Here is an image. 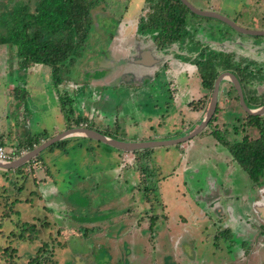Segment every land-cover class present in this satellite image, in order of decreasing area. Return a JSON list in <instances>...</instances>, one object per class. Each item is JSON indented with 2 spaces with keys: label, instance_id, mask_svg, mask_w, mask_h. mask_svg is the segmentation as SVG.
<instances>
[{
  "label": "rangeland",
  "instance_id": "obj_1",
  "mask_svg": "<svg viewBox=\"0 0 264 264\" xmlns=\"http://www.w3.org/2000/svg\"><path fill=\"white\" fill-rule=\"evenodd\" d=\"M122 1L123 3L125 2V0H118V2ZM137 1L134 0L133 3ZM190 1L198 7L209 6L216 8L220 14L227 16L244 27L264 29V0ZM111 3L115 4L116 2L112 0ZM133 3L129 4L134 9L131 14L138 15L143 5L141 4L138 9ZM144 5L146 6V4ZM110 9L115 12L124 11L123 6L115 8L112 5L108 11ZM110 13L104 11V14ZM97 16L100 19L99 15ZM199 18L202 19V17ZM204 18L209 20L210 23L229 28L227 23L224 24L218 19ZM195 19L192 18V21ZM94 20L95 17H93ZM94 22L91 23L92 31L102 30V24L98 23V20ZM228 30L232 29L229 28ZM131 37H133L131 31L127 35L125 33L122 36L126 40ZM241 37L246 42L253 39L257 42L264 41V36L241 34ZM113 44L104 43L102 46L106 48ZM258 44L264 46V43ZM237 47L235 46L231 52L230 59L233 56L238 60L247 58L252 68L255 69V74H250L251 77L260 78L257 74V69L264 75V70H261L259 66L262 65L264 67V56L258 58V65L251 54L242 55ZM255 50H257L256 53H264V47ZM115 53L120 56L118 51H114ZM13 61L19 63L16 64L18 67V69L16 68L18 71L16 76L25 81L28 80L22 75L26 73L25 69H23L25 64L22 60L14 58ZM10 62L11 59L9 58L8 63ZM108 64L110 70L114 69L111 73L116 74L119 65L114 60L108 62ZM89 74L86 73V79L90 78ZM73 77L80 78L81 72L76 71ZM116 80V77H110L105 80V83L108 84L107 87L94 86L89 83L86 87L84 85L82 88H72L65 96L64 104L71 107V103L74 102L76 108L82 113L84 110L92 109V106L95 105L104 118L95 116L91 125L96 130L108 133L112 137H117L121 140L126 138L155 137L156 135L174 137L182 133L183 124H195L196 120L193 119V115L186 105V101H190L192 98L189 94L191 93L189 89L194 82H185L181 85L177 82L173 94L169 89L171 79L166 81H150L148 79L147 85L141 82L138 85H132V87L127 86L125 83L117 86L118 81ZM49 92L53 97L52 91L50 90ZM41 94L42 91L37 90L34 93L35 97L31 98V102L37 108L36 111L32 112L33 116L31 119L22 121L20 117L11 116L10 127L17 130L22 128L23 132H27L28 129L37 130L32 133L38 134L42 133V129H46L45 132H48L47 135L49 136L55 131L56 126L60 127L61 130L65 128L62 114H53L51 104L48 103L49 100L45 99L46 95L44 94L42 98ZM171 95L177 97L179 106L175 105ZM27 108L30 111V102H27ZM47 109L51 111H47ZM167 111L171 113V116L176 112L178 119H172L171 126L165 127L164 121L166 122L168 119L163 120V117H167ZM151 125L154 127L152 128ZM150 126L151 129L149 128ZM140 128L143 134L131 132V130L138 132ZM211 129L213 128L208 127L207 131L203 130L193 138L194 148L190 154V160L186 161L188 165L186 168H184L185 157L182 158L183 165L179 164L177 169L174 170L173 162L170 159L175 158L176 152H174L173 156L167 155L164 160V153L168 152L166 147L154 148L155 150H153L151 155L162 154V157L158 160L159 155L148 157L147 160L146 158L144 159L147 163L145 164H150V168H153L152 173L155 176L152 184L153 189L147 187V190H145V185L139 184L137 185L138 187H135L132 183L137 179L136 177L132 178L131 168L134 169V172L144 173L140 168L142 165L140 161H133L131 163L133 165H124L119 156L120 153H123L120 149L92 138H71L67 140L69 148L66 147V149L69 153L62 155L60 152L56 160H54L58 168L61 169L62 174L57 177L59 193L56 195V199L58 203L49 204L55 209L53 214L45 213L43 215V210L45 209L44 199H46V197L43 198V196H46L43 192V187L48 180L43 181L45 168L41 166L39 160L34 161L32 159L31 166L29 162L23 167L26 168L27 173L23 170L24 173L18 176L12 186L13 191L10 190L4 197L0 196V246H6L8 240L13 246H16L18 253L14 256L19 264L27 263L29 257H34L35 255H39L42 259L44 258L43 261L49 258L56 261L55 263L47 264H63L65 260L69 262L73 254L75 259H78L77 261L83 260L90 264H108L109 258H112L113 262H118L121 255L125 253L126 243L129 245L128 247L134 244L139 248L137 244L141 242L140 239L147 237V233L150 231L146 227L148 225V217L153 214H159L160 223L155 229L156 232L168 231L174 237V241L177 242L181 236L183 238L191 236L198 230L192 236V239L190 238L192 247H190L191 249L189 247L186 248V253H192L195 264H198L201 259L213 261L212 252L216 251L213 241L214 234H212L214 228L209 230L211 235H207L208 232L202 233L205 229V224L202 221L203 211L207 209V204L209 205L215 199L214 193L222 198L220 200L222 204L232 200L227 193H224L223 190L225 189H232L229 194L235 195L233 199L239 197L240 201H238V204H241L246 200L247 191L245 190L250 184V180L246 175V168L242 166L241 162L227 161L221 155L215 156L211 154L212 152L210 153L214 149V139L208 138L207 132H210ZM219 131H222V133L218 132L217 135L223 141H228L229 139L224 134L223 129L220 128ZM240 138V136L231 137L232 140ZM78 141L82 145H77L76 142ZM176 146L170 145L169 147L171 148L169 149L174 151ZM56 149L59 151L58 149L60 148ZM48 153L49 150L40 153L39 158L44 161V159H47ZM162 160L165 163L161 170L165 173L164 176H169L170 183L167 182L168 177L165 179L166 181L160 179L161 170L157 168ZM136 175L139 177V174ZM147 179L150 180L149 177ZM136 183L139 182L136 181ZM19 185L24 187L19 188ZM144 196L151 200H145ZM11 201H15L14 207L21 211V216L16 213L11 215L10 209L13 205ZM159 205L166 208L165 212ZM4 211L10 212L7 217H2ZM241 214L244 221L239 217L237 221L239 224L232 228L235 233H229V237L234 235L236 237L237 232L242 230L243 225L241 223L246 221L247 216L245 215V210L244 214L243 212ZM46 215H48V220L51 221L47 228L43 226V222L47 220ZM181 217L188 219L187 225L182 224ZM20 222H28L25 225L29 228V232H27L26 238L12 241L10 240L12 238H9L10 232L15 231L18 234L17 232H20L22 228H18L16 223ZM194 223H199V228H195ZM142 234L144 235L142 236ZM167 236L164 235L161 238ZM169 242L163 245V241H160V245H158L159 253H157L159 256L156 257L153 264H167L169 257L167 255L172 253L167 250V248H170ZM46 243L49 246L43 249V245ZM175 249L174 251L178 255L182 254L180 259L177 257L175 260H178L181 264H188L189 261L186 262L188 257L185 258V252L179 250L177 246ZM225 256V251H218L216 260L220 261ZM172 259L171 256L170 261L174 260ZM0 264H9L3 255H0ZM147 264L151 263L148 262Z\"/></svg>",
  "mask_w": 264,
  "mask_h": 264
},
{
  "label": "flooded vegetation",
  "instance_id": "obj_2",
  "mask_svg": "<svg viewBox=\"0 0 264 264\" xmlns=\"http://www.w3.org/2000/svg\"><path fill=\"white\" fill-rule=\"evenodd\" d=\"M111 1L112 0L95 1L90 7V11L85 13L84 22L86 29H88L87 33L81 31V28L75 29L72 27L74 35L69 36V33L66 35L64 33V31L68 29L59 28L54 24L49 27H43V18L41 22L34 23V16H42L43 14V0H0V77L2 78V86L8 91L11 89V92L16 93L15 97L19 98L25 96V94L32 97L38 90L36 86H38L41 91L51 89V91L55 92L56 97L58 95L57 99L61 106L60 111L65 119V128L62 132L77 127L95 129L94 126L91 125L94 117L101 116L104 118L95 105L92 106V109L89 108V110H84L82 113L76 108L75 103L72 102L71 107H69L72 110L69 117L67 116V112H65L67 105L65 106L63 100L65 96H67L69 90L75 87L82 88L84 85L85 87L88 86V79L85 78L86 73H90V79L94 81H105L110 77H116V81H121V83H125L129 87L138 85L141 82L147 85L148 79L150 81H166L167 79H171L169 89L173 94L177 82L179 85L185 82H194L193 85H190L189 90L191 93L189 94L192 98L187 108L191 114H196L195 112L201 109L202 115L198 121L196 120L194 125L186 124L187 128L190 126V129L186 132L182 131V133L174 137H164L160 139V136L156 135L157 137L149 136L150 138H142L143 140L139 138H136V140L126 138L125 141H166L184 137L196 129L200 123L206 119L210 109L213 107V103H216V105H214L215 109L205 129L212 127V130L216 131L221 124L219 116L220 112L223 110L221 107L223 106L221 105L222 101L228 103L235 101L243 112V116L238 120L246 122L247 125H254L253 119L250 117L252 114H249L242 102L252 109L264 105V75L257 69V74L262 79L260 81L263 85L261 88H254V84L252 83L253 79H251L252 77L250 74H255V69L252 68L249 60L247 58L238 60L235 56L230 59V55L223 52L218 53L217 51L234 48L236 45L235 43H249V46L247 45L246 48L249 50H244V48L241 47L242 49L239 53L242 55L251 54L252 58H254L255 62L258 64V58L263 57L264 53H256L257 50L255 49H260L261 47L258 43H264V41L257 42L253 39L246 42L242 39L241 34L264 36L249 33V31H264V29L248 28L242 25L240 27L239 24L229 18L231 21L230 25L227 23V26L233 31L228 30L229 28L225 26L221 27L217 24L210 23L209 20L204 18L206 17L205 15H197V13H195L190 6L183 3L182 0H138L136 3H133L134 0H130L138 9L141 4L143 5L138 15L131 14L133 10L127 8L128 3H130L129 0H125L124 3L123 1L118 2V0H115V4H112ZM189 2L196 9L203 11L210 10L214 15L219 14L216 8L209 6H204L202 8L198 7L190 0ZM172 3H174V6H171ZM144 4H146V6ZM38 5L42 9V12L37 9ZM112 5L115 8L123 6L124 11L115 12L113 9L108 11L109 7ZM104 11L111 13L104 14ZM97 15H99L100 19H98ZM195 15H197V17H195ZM93 17H95V20H98V23L102 24V30L97 32L92 31L91 23H95ZM199 17H202V19ZM214 17L215 16L209 18ZM192 18L196 19L192 21ZM217 18L218 17H215V19ZM220 21L224 24L226 23L222 20ZM112 25L114 26L112 27ZM243 30L248 32H244ZM129 31H131L133 37L128 40L123 39L125 38H122L123 34L126 33L127 35ZM84 37L85 39H83ZM19 43H29L33 47V51H35L33 54L34 59L37 56H43L44 51L46 55L47 51H49L48 44L82 43L79 49L81 47L83 48L81 51L82 55L76 56L75 54H77L76 52L79 49H75L70 54V58L64 61L60 73L62 78L59 82H56L52 66L43 61L31 60L30 51L27 48L21 47ZM104 43L114 44L105 48L102 46ZM117 43H126V45L129 46L135 43L132 51H130V55H133L132 57L138 56V60L127 59L119 63L116 74H114L111 73L114 69L110 70L108 62L115 58L110 54L114 51L112 50L113 46L117 45ZM224 43H231L233 46L224 45ZM143 45H145V50L138 48ZM215 50L218 54L215 53ZM209 55L210 58L215 57L214 61L216 64H214L213 67L206 66ZM73 56L75 57L74 61L71 59ZM13 57L22 60L25 64L23 69H25L26 73L24 75L28 79L26 80V86L22 84L23 80L21 79L18 81L19 83L12 82L13 84L18 83L15 87L10 86L11 82L8 81V78L15 77L16 73L18 74L16 70L18 67L16 64L19 63L17 61L14 62ZM9 58L11 59L10 63H8ZM259 66L261 70H264L262 65ZM76 71L81 72V77L78 79L73 77ZM124 73L125 75H123ZM27 74H29V76H27ZM104 74L107 76L109 75V77H104ZM211 74L214 78L209 77ZM43 78L47 80L50 87L43 85ZM225 78L231 81L224 80ZM240 90L242 92H240ZM171 98L175 105L179 106L177 97L171 95ZM170 115L171 113L167 111V117H163V120L168 119ZM261 116L264 119V114ZM166 122L164 121V126ZM225 123L226 121L222 122V124ZM151 126L152 128L154 127L153 125ZM151 126L149 127L150 129ZM45 131L46 130H43V134ZM60 133L61 132L58 134ZM192 140L193 138L176 145H180L184 150H188V147L192 145ZM44 141L45 140H43V142ZM146 150H151L149 153H146V157L155 156V154L151 155L153 150H155L154 148L138 151L121 150V152H123V156L125 152H132L133 160L126 165H133L131 164L133 161H139V152ZM147 159L148 158H146V160ZM152 169L153 168H150V165H148L147 170H142L144 172L143 183L140 185H145V190L148 189L147 187L153 189L152 184L155 176L152 173ZM246 175L250 180V184L246 187L245 191H247V195L244 202L238 204V201H240L239 197L233 199L235 195L229 194L232 189H225L223 190L224 193H227L232 200L222 204L220 203L222 198L214 193L215 199L212 200L209 205L207 204V209H204L202 221L205 224V229L202 233L208 232L207 235H211L209 230L214 228L212 234H214L213 241L216 251L212 252L213 261L201 259L198 264H264V175L258 180L249 177L247 172ZM148 177L150 180L147 179ZM151 178H153V180H151ZM5 195L6 194H2L0 196L4 197ZM144 199L148 201L151 200L147 198V196H144ZM11 203L13 204L10 209L11 215L16 213L21 216V211L18 210L15 212V210H17L14 207L15 201H11ZM159 206L163 211L165 210L164 206ZM241 210L243 214L245 210V215L247 216L246 221L241 223L243 225L242 230L237 232L236 237L235 235L229 237V233H235L232 231V228L239 224L237 222L239 217L244 221ZM10 212L4 211L6 215L2 214V217H7ZM181 220L184 225H187L189 222L186 217H181ZM147 222L148 225L146 227L147 230L150 231L147 233V237L140 239L141 242L137 244L139 248L134 244L128 247L129 245L126 243L127 248L125 253L121 255L118 262H113L112 258H109L108 264H147L148 262L153 264V261L159 256L157 253H159L158 245H160V241H163V245L170 241L168 243L170 248H167V250L172 252L170 254L174 260L172 259L173 261H170V254L167 255L169 256L167 264H181L178 260H175L177 257L179 259L182 257V254L178 255V253L174 251L176 246L179 250L185 252V258L188 257L186 260V262L189 261L188 264H195L192 253H186V248L189 247V249H191L192 236L198 230L191 236H188L189 238L186 236L183 238V236H181L176 242L174 241V237L170 235V232H156L155 229H157L160 223L159 214L149 216ZM24 223L28 222H20L16 223V225L18 228H22ZM194 227L199 228V223H194ZM58 228L60 229V227ZM143 235L144 234H142V236ZM164 235L168 236L161 238V236ZM9 238H12L10 239L12 241L21 240V238L15 235H9ZM0 249H2L0 250V255H3L9 264H19L17 258L14 256L18 253V249L16 246H13L9 240L8 244L3 247L0 246ZM218 251H225L226 253V256L220 261L216 260ZM43 259L40 258L39 255H35L34 257L31 256L25 264H47L56 262L51 258L45 261H43ZM77 260L78 259H75L73 254L72 259L69 262L65 260L63 264H90L83 260Z\"/></svg>",
  "mask_w": 264,
  "mask_h": 264
},
{
  "label": "crops",
  "instance_id": "obj_3",
  "mask_svg": "<svg viewBox=\"0 0 264 264\" xmlns=\"http://www.w3.org/2000/svg\"><path fill=\"white\" fill-rule=\"evenodd\" d=\"M130 7H131L130 10H133V12H134V9L132 8V6H130ZM235 44L237 46H239V47H237L239 52H241L242 48H244V50H249V49H246L247 45H248L247 43H241L242 45H239L238 43H235ZM224 45H228L231 47L233 46V45H231V43L230 44L224 43ZM260 47H264V46L260 45ZM138 48L141 50H145V45L140 46ZM233 50H234V48H230L228 50H223V51L229 52V53H227V55H231V52ZM250 51H251V49H250ZM219 52H221V51H219ZM22 75H24V74H22ZM1 79L2 78L0 77V142L4 144V146L7 148V150L9 152H11L12 154H16L25 148H27V151L31 150L30 148H28L29 147L28 142L30 140L37 139L39 141L38 142V145H39L43 140H46V139H48V138H50V137H52V136H54V135H56L62 131L60 127L56 126L55 131L51 134V136H49V135H47L48 132H45L43 135V129L42 128H40V129H42L41 130L42 133L38 134V133H32V132L37 131V130L28 129L27 132H23L22 128H19L17 130L13 127H10L9 123L11 120L10 119L11 116L20 117L22 121H25L26 119H31V117L33 116L32 112L37 110V108L31 102V98L35 97V96H34V94L32 95V97L25 94V96L20 97V98L15 97L16 93L11 92V89H10V91H8L5 87L2 86ZM20 79L21 78L19 76L9 77L8 81L11 82L10 86L15 87V85L19 83L18 81ZM251 79H253L252 83L254 84V88L255 87L261 88L262 87L263 84L260 81V80H262L261 78H251ZM21 80H23L22 84L24 86H26V81L24 79H21ZM12 82H18V83L13 84ZM43 85L44 86L46 85V87H50L49 83H47V80L46 79L44 80V78H43ZM36 88L39 90L38 86H36ZM48 90H51V89L43 90L41 96L43 98V94L46 95L45 99L49 100L48 103L51 104V109L53 110L52 113L57 115V114L61 113V111H60L61 106H60V103L57 99L58 95L56 97L55 92L52 91V93L55 95V97H54V95L52 97ZM27 102H30V111H28ZM189 102H191V101H186V105H189L188 104ZM221 105H223V106H221L223 110L220 112V116H219L220 117L219 121L221 124L218 126L216 131L211 129L210 132H207L208 138L214 139V149L212 151H210V153L212 152L211 154L215 155V156L221 155L222 157L226 158L227 161L233 160V161L238 162L235 159V157L233 156L234 153L232 152L231 145H235L237 143H240L241 141H243V139L245 137H248L249 139L258 138L260 136L259 129L254 125H252V126L247 125L246 122L238 120V119H240V117L243 116V112L237 106V103L235 101H232L231 103L222 101ZM47 111H51V110L47 109ZM195 113L196 114H192L193 119L198 121V119H200L201 115H202L201 109H199V111L195 112ZM62 116H63V114H62ZM56 117L58 118V116H56ZM172 119H178V115L176 112L174 114H172V116L170 115L168 117V120L165 123V127L171 126L170 124L172 123ZM64 121H65V119H64ZM225 121H226V123L222 124V122H225ZM38 126H39V124H38ZM186 128H187V125L183 124L182 125V129H183L182 131L186 132L188 129H190V126H188L187 129ZM220 128L223 129L224 134L228 137V139H229L228 141H223L219 137V135H217L218 132L222 133V131H219ZM62 129H64V128H62ZM205 130L207 131V129H205ZM131 132H134L137 134H140V133L143 134V131L141 130V128H140V130H138V132H135L133 130H131ZM233 136H240L241 138L232 140L231 137H233ZM155 137H157V136H155ZM167 137H169V136H165V138H167ZM77 138H84V137H77ZM148 138H150V137H148ZM159 138L161 139L164 137L160 136ZM73 139H76V138H73ZM139 139H142V138H139ZM145 139H147V138H145ZM133 140H136V138H134ZM76 144L79 145L81 143H79V141H78V142H76ZM66 147H68L67 144H65L64 148L54 147L52 149H46L45 151L49 150V153L47 154V159H44V161L39 158V155L37 157H35L37 160H39L41 166H43V168H45V175L43 176V181L48 180L47 183H44V187H43L44 188L43 192L46 194V196H43V198L46 197V199H44L45 200L44 201V204H45L44 208L45 209L43 210V215L45 213L53 214L55 209L52 208L49 204H51L53 202L56 204L58 203V200L56 199V195L59 193L58 184H57V182H58L57 177H58V175L62 174V171L60 168H58L57 163L54 160H56V158L60 154V152L62 155H66V153H69V151L66 149ZM171 147H174V146H171ZM171 147H169V146L166 147V150L168 152L164 153L163 159L165 160L167 155L173 156L174 152H176L175 158L170 159L173 162L172 163L173 169L176 170L177 166L179 164L183 165V162H182L183 157H185L184 168L188 167V165L186 164V161L190 160V154L192 152V149L194 148V140H193V144L188 147L189 148L188 150H184L183 148H181L180 145H177L175 147L174 151H171L172 149L171 150L169 149ZM56 148H60V149H58L59 151H57ZM45 151H43V152H45ZM25 154H20L18 157L15 156V158L9 159V160H16ZM122 154L123 153H120L119 156L121 157V161H123V163L125 165L126 163L124 162V159L122 158L123 157ZM158 155L159 154H156L155 156H158ZM152 157H154V156H152ZM161 157H162V154L159 155L157 160ZM164 160L159 162L157 169L161 170V168L163 167V165L165 163ZM29 162H30V166H31L32 160L28 161L24 165H20V166H17L15 168L4 169V168L0 167V195L7 194L10 190L13 191L12 186L14 185L18 176L20 174H23L24 172L27 173L25 170L26 168H23V167H25L26 164H28ZM37 163H38V161H37ZM41 166H39V167H41ZM23 170H24V172H23ZM133 170L134 169L131 168L132 178L136 177L137 180L133 181L132 183L136 187L137 185L141 184V182L143 181L142 175L144 173H141V172L139 173V171L134 172ZM136 174H139V177H137ZM164 175H165V173L163 172V170H161L160 179H162L163 181H166L165 179L168 177L167 182L170 183L171 181L169 179V176L168 175L164 176ZM172 175H174V173H172ZM136 181H138L139 183H136ZM127 182H128V180H127ZM23 187H24L23 185H19V188H23ZM15 190H16V188H15ZM165 210H166V208H165ZM2 214L6 215L5 213H2ZM46 218H47L46 221L48 223H50L51 221L48 220V215H46Z\"/></svg>",
  "mask_w": 264,
  "mask_h": 264
},
{
  "label": "trees",
  "instance_id": "obj_4",
  "mask_svg": "<svg viewBox=\"0 0 264 264\" xmlns=\"http://www.w3.org/2000/svg\"><path fill=\"white\" fill-rule=\"evenodd\" d=\"M95 1L98 2L102 0H43V17L34 16V23L41 22V19L43 18V27H49L50 25L54 24L59 28L68 29L64 31L65 35L68 33L69 36L74 35L72 27L75 29L81 28V31L87 33L88 29H86L84 22L86 16L85 13L90 11V7L95 3ZM39 5L37 6V9L42 12V9L39 7ZM171 6H174V3H172ZM83 39H85V37ZM19 45L23 48H27L30 51V59L33 60V54L35 53V51H33V47L29 43H19ZM80 45H82V43H60L57 45L48 44L47 46L49 51H47L46 55L44 51L43 56L39 54L40 56L35 57L34 60L43 61L51 65L53 68V74L55 75V81L59 82L62 78L60 73L61 68L64 65V61L69 59L72 51L79 49ZM82 48L83 47H81L76 52V56L82 55ZM71 59L74 61L75 57L73 56ZM214 60L215 57L210 58L209 55L206 66L213 67V65L216 64ZM212 74L209 75L210 78H214ZM65 110V112H67V116L69 117V114L72 112V110L69 108V106H67V109ZM250 117L253 119L254 126L259 129L260 136L258 138L251 139L245 137L243 141L235 145H231V147L232 152L234 153L233 156L238 162H241L242 166L246 168L249 177L253 178L254 180H258L264 175V119L262 116L250 115ZM67 140H69V138L58 141L47 149H52L54 147L64 148L65 144H67ZM38 142L39 141L37 139L30 140L28 142V148L32 149L35 147V145H38ZM253 149H255V151H253ZM150 151L151 150L140 151L138 154L139 161L142 164L141 170L143 171L148 169V165H146L147 163L144 161V159L148 158L146 157V153H149ZM17 211L18 210H15V212ZM25 224L26 223L22 225L21 231L17 232L18 234H16L15 231H12L10 235H15L21 239L24 237L26 238L29 228ZM43 226L47 228L49 227V223L43 222ZM33 227H35V225H33ZM48 246L49 244L46 243L43 245V249L47 248Z\"/></svg>",
  "mask_w": 264,
  "mask_h": 264
},
{
  "label": "water",
  "instance_id": "obj_5",
  "mask_svg": "<svg viewBox=\"0 0 264 264\" xmlns=\"http://www.w3.org/2000/svg\"><path fill=\"white\" fill-rule=\"evenodd\" d=\"M182 1H183V3L190 6L195 11V13H197V15H205L206 17L215 16V17H218L217 19H220V20H222V21H224L230 25L231 20L227 16L222 15L220 13L218 15H214V14H212V12L210 10H207V11L204 10L203 11L200 9H196L195 7L192 6V4L189 2V0H182ZM129 2H130V0H129ZM131 3H128L127 7L129 6V4L131 5ZM128 9L130 10L131 7L129 6ZM239 26L241 27V25H239ZM244 32H248V31H244ZM249 33L264 35V31H249ZM134 44L135 43H132V46L126 45V43H119L118 45H114L112 50H114L115 52L118 51V53L120 54V56L116 53L114 54V51L110 54L111 56L115 57L113 59L115 61V63L119 64L121 62H124L127 59H133V60L137 61L138 56L132 57L133 55L132 56L130 55V51H132ZM225 44H228V43H225ZM238 44L242 45L241 43H238ZM217 52L218 53L223 52L225 54L229 53L226 51H221V52L217 51ZM217 52L215 50L216 54H218ZM123 75H125V73ZM87 79H88L87 82H89L90 85L101 86V87H107L108 86V84H106L105 81H94L90 78H87ZM224 80L231 81L227 78H225ZM120 84H121V81H119L117 83V86H120ZM237 86L239 87L238 84H237ZM240 92H242V91L240 90ZM242 103H243V106L245 107V109L249 112V114H252L255 116H257V115L261 116L264 114V105L261 107H258V108H253V109H255V110H253L252 108H249L244 102H242ZM214 105H216V103H213V107L210 109L206 119L204 121H202L200 123V125L196 129H194L191 133H189L188 135L181 137V138L166 140V141H142V142L125 141V140H120V139L114 138L108 134L102 133V132H100L96 129H93V128L77 127V128H72L70 130L63 131V132L61 131L60 134L54 135V136L46 139L44 142L42 141V143L35 146L33 149L29 150L25 155L19 157L16 160L0 161V167L4 168V169H10V168H15V167L20 166V165H24L28 161H30L33 158L40 155V153H42L45 149H47L50 146L57 143L58 141L68 139V138H77V137L87 138L88 137V138H92V139L104 142V143H106L110 146H113L117 149H120L122 151H138V150H144L147 148H156V147L176 145V144H179V143H182V142H185V141H188V140L194 138L196 135H198L200 132H202L207 127L208 122H209V118L211 117V115L215 109Z\"/></svg>",
  "mask_w": 264,
  "mask_h": 264
},
{
  "label": "built area",
  "instance_id": "obj_6",
  "mask_svg": "<svg viewBox=\"0 0 264 264\" xmlns=\"http://www.w3.org/2000/svg\"><path fill=\"white\" fill-rule=\"evenodd\" d=\"M26 152L27 150L22 149V151H20L19 153L12 154L11 152L7 150L4 144L0 142V161H6L9 159H13L15 158V156L18 157L20 154H25ZM123 159L126 164H129L133 160L132 152H125ZM33 160L36 161L37 159L34 158Z\"/></svg>",
  "mask_w": 264,
  "mask_h": 264
},
{
  "label": "clouds",
  "instance_id": "obj_7",
  "mask_svg": "<svg viewBox=\"0 0 264 264\" xmlns=\"http://www.w3.org/2000/svg\"><path fill=\"white\" fill-rule=\"evenodd\" d=\"M25 150H27V148H25ZM28 151H29V150H28ZM28 151H27V152H28ZM33 159H34V158H33Z\"/></svg>",
  "mask_w": 264,
  "mask_h": 264
}]
</instances>
